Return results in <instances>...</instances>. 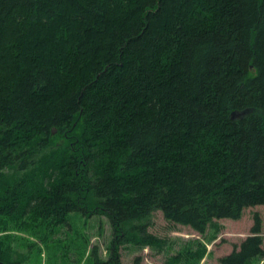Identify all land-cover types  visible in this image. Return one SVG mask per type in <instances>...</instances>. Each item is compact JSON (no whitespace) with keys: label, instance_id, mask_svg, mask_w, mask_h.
<instances>
[{"label":"trees","instance_id":"trees-1","mask_svg":"<svg viewBox=\"0 0 264 264\" xmlns=\"http://www.w3.org/2000/svg\"><path fill=\"white\" fill-rule=\"evenodd\" d=\"M258 204L264 0H0V229L103 214L94 264H123L155 210L203 233ZM256 258L258 212L219 264Z\"/></svg>","mask_w":264,"mask_h":264},{"label":"rangeland","instance_id":"rangeland-1","mask_svg":"<svg viewBox=\"0 0 264 264\" xmlns=\"http://www.w3.org/2000/svg\"><path fill=\"white\" fill-rule=\"evenodd\" d=\"M255 212L262 220L264 247V204L246 207L238 219H214L203 233L189 225L166 220L160 210H155L146 226L150 242L138 238L141 234L135 232L119 248L121 261L123 264H219L222 256L250 234ZM64 219L58 224L49 220L43 225L32 222L0 229V236H5L21 256L20 264H94V249L99 257H107L113 235L105 215H88L79 210L66 214ZM254 264H264V258H256Z\"/></svg>","mask_w":264,"mask_h":264},{"label":"water","instance_id":"water-1","mask_svg":"<svg viewBox=\"0 0 264 264\" xmlns=\"http://www.w3.org/2000/svg\"><path fill=\"white\" fill-rule=\"evenodd\" d=\"M231 115H232V116L236 115V112H232ZM0 264H7V263H5V262H3V261L0 260Z\"/></svg>","mask_w":264,"mask_h":264}]
</instances>
